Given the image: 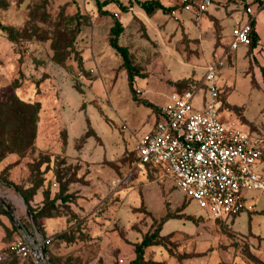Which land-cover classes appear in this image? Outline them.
I'll return each instance as SVG.
<instances>
[{
	"label": "rangeland",
	"instance_id": "rangeland-1",
	"mask_svg": "<svg viewBox=\"0 0 264 264\" xmlns=\"http://www.w3.org/2000/svg\"><path fill=\"white\" fill-rule=\"evenodd\" d=\"M103 1V0H99ZM101 10L123 25L118 43L138 69L133 83L110 46L114 18L97 0H0V264H35L12 246L49 240L48 264H264V190L244 211L214 218L169 177L135 164L139 137L173 91L213 63L220 117L245 124L264 147V0H145ZM254 12L255 48L229 47ZM8 212V211H7ZM13 215L18 219L15 228ZM20 226V228H19Z\"/></svg>",
	"mask_w": 264,
	"mask_h": 264
},
{
	"label": "built area",
	"instance_id": "built-area-1",
	"mask_svg": "<svg viewBox=\"0 0 264 264\" xmlns=\"http://www.w3.org/2000/svg\"><path fill=\"white\" fill-rule=\"evenodd\" d=\"M210 2L200 0L199 6L206 9ZM245 9L244 20L231 29V49L251 44L254 12L250 5ZM218 91L217 68L210 63L196 85L169 95L135 147L137 166L171 178L187 201L214 218L237 215L246 209L252 192L264 190L262 141L240 121L220 117ZM27 240L13 245V252L48 264L49 240Z\"/></svg>",
	"mask_w": 264,
	"mask_h": 264
},
{
	"label": "trees",
	"instance_id": "trees-1",
	"mask_svg": "<svg viewBox=\"0 0 264 264\" xmlns=\"http://www.w3.org/2000/svg\"><path fill=\"white\" fill-rule=\"evenodd\" d=\"M110 2H115L116 5L119 7L121 11H126L127 6L124 5L119 0H97V6L101 10L103 6ZM139 6L143 9L146 14H153L156 11H161L163 13H168L173 11L177 8V6H166L159 0H145L139 3ZM105 13L110 14L114 18V24L110 29V37H109V44L110 46L120 55L122 59V64L125 67L127 74H128V81L130 84L133 83V79L135 76L138 75L137 67L132 63L129 51L127 47L122 46L118 43V37L123 31V25L121 21L116 17L113 12L108 10H101ZM259 36L255 31V21H251V44L249 48H255L258 45ZM262 75H263V82H264V69L262 68ZM5 214L10 216L8 212L5 210ZM15 228H18L15 224ZM161 236L159 235V230L153 231L151 233L145 234L141 241L137 244L135 252L136 257L129 263V264H137L139 260L142 259L144 254L145 247L149 245L159 244V240Z\"/></svg>",
	"mask_w": 264,
	"mask_h": 264
},
{
	"label": "water",
	"instance_id": "water-1",
	"mask_svg": "<svg viewBox=\"0 0 264 264\" xmlns=\"http://www.w3.org/2000/svg\"><path fill=\"white\" fill-rule=\"evenodd\" d=\"M0 203H1L5 208H7V204H6L5 201H4L3 199H1V198H0ZM7 211H8V214L11 213V211H10L8 208H7ZM13 218H14V222H15L17 225H19L17 217H16L15 215H13ZM42 251H44V248H43V247H42Z\"/></svg>",
	"mask_w": 264,
	"mask_h": 264
},
{
	"label": "crops",
	"instance_id": "crops-1",
	"mask_svg": "<svg viewBox=\"0 0 264 264\" xmlns=\"http://www.w3.org/2000/svg\"><path fill=\"white\" fill-rule=\"evenodd\" d=\"M264 69V68H263Z\"/></svg>",
	"mask_w": 264,
	"mask_h": 264
}]
</instances>
